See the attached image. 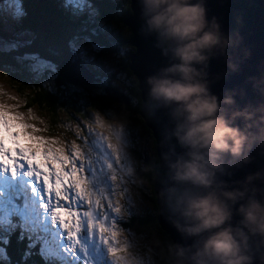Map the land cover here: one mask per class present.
Returning <instances> with one entry per match:
<instances>
[{"label":"clouds","instance_id":"9594fccd","mask_svg":"<svg viewBox=\"0 0 264 264\" xmlns=\"http://www.w3.org/2000/svg\"><path fill=\"white\" fill-rule=\"evenodd\" d=\"M136 3L141 34L154 39L164 60L143 81L147 102L152 117L161 111L168 117L157 138V148L163 149L157 162L139 168L161 185L154 195L158 215L190 241L164 245L168 264H264V166L234 178L254 162L253 153L264 156V68L242 85L222 94L213 91L215 83L240 73L252 55L242 47L243 19L237 17V26L226 29L219 16L209 15L208 0ZM213 60H222L225 70L214 74ZM97 114L104 127L92 126L109 138L113 151L128 150L117 134L130 124L127 109L110 119ZM120 175L133 177L137 187L147 183L135 158ZM135 198L139 202L138 192ZM118 200L123 207V196ZM137 208L143 211L139 203ZM161 244L154 233L152 245Z\"/></svg>","mask_w":264,"mask_h":264},{"label":"snow or ice","instance_id":"6c2138e0","mask_svg":"<svg viewBox=\"0 0 264 264\" xmlns=\"http://www.w3.org/2000/svg\"><path fill=\"white\" fill-rule=\"evenodd\" d=\"M63 8L81 20L67 39L68 56L54 43L38 42L42 33L27 25L26 0H0V74L44 92L74 121V126L61 123L74 137L69 140L46 134L51 131L49 125L31 108L25 114L19 105L0 103V227L12 229L23 221L43 264H63L57 252L71 264L79 255L85 232L108 248L115 264H133L134 260L168 264L155 249L145 261L126 235L136 206L135 182L120 173L133 166V158L138 163L135 151L109 149L92 126L104 127L97 113L109 119L111 115L91 103V97L106 95L124 78L118 62L104 55V45L96 40L104 29L95 0H63ZM65 60L74 65L79 62L74 79L67 78ZM89 108L98 111L93 116ZM117 134L133 148L135 137L130 128L118 129ZM93 140L100 151L91 146ZM103 175L111 182L110 189L102 185ZM118 192L123 193V207ZM156 222L166 223L163 218ZM53 241L59 243L58 248Z\"/></svg>","mask_w":264,"mask_h":264},{"label":"trees","instance_id":"16d2710c","mask_svg":"<svg viewBox=\"0 0 264 264\" xmlns=\"http://www.w3.org/2000/svg\"><path fill=\"white\" fill-rule=\"evenodd\" d=\"M118 3L115 4L114 0H95V6L99 10L98 20L102 21L103 28L114 32L112 27L119 30H126L128 36L124 37L123 35L116 36L114 34L105 35L103 32L96 37V40L101 45H104V55L111 56L118 60V64L122 69V74L125 77V80H119L122 83L123 87L120 89L121 94L125 95L124 99L129 101L128 104H119L130 114L131 124H134L136 127H142L148 134V136L154 141L155 154L154 162L155 164L158 160L156 155V142L153 138V133L149 128L145 126V123L140 116L141 109V98L140 91L138 89V82L129 69L130 54L135 53V49L128 45V41L131 39L132 35L130 34V29L124 24V18L132 14L130 0H123V3L120 7H117ZM26 7L29 10V19L27 25L30 26L33 30L39 31L42 33L39 43H54L58 48L61 49V54L68 56L67 50V39L74 33V31L80 26L81 20L77 23L74 22L72 17L64 10L63 0H26ZM109 37V39L107 38ZM70 62L65 60L64 63ZM13 89L17 94L22 98H28L29 101L26 104V110L29 108L37 109L44 114V117L47 118L50 132H56V129H62L61 123L66 120L72 121L69 119V114L66 111H60L59 106L53 105L46 97V94L37 88H33L28 84L21 83L15 79L9 78ZM91 103L99 105L101 108L108 109L109 111L115 106V102L108 97V95H95L91 97ZM75 111V110H73ZM88 111H98L97 108H89ZM104 114V113H103ZM80 116V113H77ZM86 119V116H81V119ZM66 123V122H65ZM152 164V165H153ZM139 174L141 177H144L147 180V186L151 190V197L147 200L152 204V210L149 216L146 218H139L130 220V226L136 229L139 233H147L151 231H158L162 238L163 253L166 252L164 245L172 241L169 236H167L162 229L160 228L158 222L154 223L158 219V206L154 200V183L152 182V174L141 172ZM9 248V247H7ZM10 254L11 252V248ZM18 251V248L15 249ZM34 257H36L34 264H43L39 255L35 253L33 249ZM14 256V255H13ZM13 264H21V262H15V258H12ZM167 259V256H166Z\"/></svg>","mask_w":264,"mask_h":264},{"label":"water","instance_id":"95a60500","mask_svg":"<svg viewBox=\"0 0 264 264\" xmlns=\"http://www.w3.org/2000/svg\"><path fill=\"white\" fill-rule=\"evenodd\" d=\"M132 14L124 18V24L130 29L132 34L128 45L136 51L131 55L129 69L137 78L138 89L142 105L140 116L142 117L147 128L153 133V138L156 141V153L159 158L160 151L157 148V138L163 133L165 126L168 124L167 115L161 111L155 117L151 116V106L147 102V86L143 83L145 77L154 73L163 63V57L160 51L154 46V39L141 34V25L143 23L140 15V8L136 0H130ZM209 15L215 14L221 18V21L226 29H232L237 26L236 18L242 17L243 24L240 26V31L244 37L242 47H247L251 50V57L245 61L242 66V71L232 75L230 78L222 79L213 85V91L222 94L224 89L234 88L237 85H242L249 76L260 75L261 68H264V0H208ZM63 67L67 69V78H75V69L80 65L72 63H64ZM225 70V65L222 60H213L211 62V71L221 73ZM249 98L254 99L255 93L249 86ZM118 97V98H115ZM110 99L128 104L129 101L119 96H112ZM256 157L254 162L244 169L236 172L234 178H241L249 171H255L258 167L264 166V156L253 153ZM161 179H163V169H161ZM105 181L102 178V185L105 187ZM160 184H154V191L160 187ZM158 206V205H157ZM159 218H165L158 216ZM157 219V221H158ZM159 224V223H158ZM162 231L171 238V240L180 241L184 244H189L190 241L180 236L176 230L166 221L164 224H159Z\"/></svg>","mask_w":264,"mask_h":264},{"label":"rangeland","instance_id":"374dc122","mask_svg":"<svg viewBox=\"0 0 264 264\" xmlns=\"http://www.w3.org/2000/svg\"><path fill=\"white\" fill-rule=\"evenodd\" d=\"M120 2L122 5L123 0H117ZM125 1V0H124ZM104 30L102 31L105 35L108 36V31L104 27ZM123 34L124 37L128 36V32L124 29L121 30L120 32ZM109 39V37H107ZM114 61L118 62L116 58H114L113 55L110 56ZM120 67V66H119ZM120 69H123V67ZM119 79V78H118ZM120 80V79H119ZM119 86L123 87L122 83L119 82ZM118 86V87H119ZM114 96H122L121 94H113ZM118 98V97H115ZM29 99L25 98L22 99L16 91L13 89V86L11 85V82L9 81V77L5 76L3 74H0V103H5L8 105H19V111L22 113H27L28 110H26V104L28 103ZM121 109H124L122 106H120L117 102L115 106L112 108L111 111H109V115H113L114 112H118ZM34 114L46 121V123L49 125L48 120L46 117H44V114L41 111H38L37 109H32ZM95 114L93 113V116ZM131 121V117H130ZM72 124V123H69ZM74 126V125H73ZM131 129L133 136L135 137L134 145L132 148L131 143L129 144L128 151L131 152L132 150L135 151V156L138 160V172L139 174L141 173V170L139 166L143 167L144 165H152L154 162V141L148 136L144 128L142 127H136L134 124L128 125L126 129ZM56 132H50L46 134L50 135H58L61 138H67L69 140L73 139V135L71 132L67 131L66 128L62 129H56ZM97 133L99 134V138H102V142L106 143L109 147V149H112V145L109 143V138L105 136V134L96 128ZM95 150L100 151V146L96 140L92 141L91 145ZM119 162V161H117ZM109 166L111 167V163H109ZM126 169V168H125ZM126 177V176H125ZM129 180H133V177H126ZM117 182L114 179V183ZM110 187H111V182L109 181ZM7 187V182H5V188ZM134 192H138L141 196L139 202L135 201V208L133 210L134 214L131 217V219H139V218H146L147 216L150 215L151 210H152V204L147 200V198L151 197L152 193L151 190L148 188L147 184L145 183L143 186L137 187L135 184V189ZM116 195L118 196H123V193H117ZM115 198V197H114ZM3 198H0L2 200ZM140 204L143 207V211H138L137 204ZM130 219V220H131ZM132 219V220H133ZM130 225V222L128 224V227ZM133 231H129L126 233V235L130 238L132 244L134 245V251L137 253H142L143 257L147 259L148 257L154 255L150 249H155L156 252L155 254L162 255L166 258V252L163 253L162 251V246L163 242L160 247H155L152 245V239H153V234L158 233L160 240L162 241V238L160 236V233L158 231H151L150 233H144V234H138L134 228ZM135 233V234H134ZM136 235V236H135ZM82 247L79 250V255L73 257L75 260L80 259L83 264H115L113 259L110 257L108 248L101 242H99L96 239H90L88 237L87 232L82 236ZM68 259L66 256H63V260ZM72 264V263H71Z\"/></svg>","mask_w":264,"mask_h":264},{"label":"bare ground","instance_id":"6f19581e","mask_svg":"<svg viewBox=\"0 0 264 264\" xmlns=\"http://www.w3.org/2000/svg\"><path fill=\"white\" fill-rule=\"evenodd\" d=\"M108 185L110 186V184L108 183ZM99 187H100V185H97V188L99 189ZM23 227L25 226L24 225V223L22 222V224H21ZM19 235V234H18ZM24 235L25 236H27V233H24ZM24 237H22V239H23ZM24 243H26L25 241H24ZM27 244V243H26ZM58 245H59V243H58ZM59 247V246H58ZM58 247H54V248H58ZM4 248H7L6 246H4ZM28 249H30V248H28ZM47 251V250H46ZM45 251V252H46ZM47 255H48V252H47ZM69 261V260H68ZM83 262V261H82ZM71 263L72 264H83V263H81L80 261H78V260H75L74 258H72V260H71Z\"/></svg>","mask_w":264,"mask_h":264}]
</instances>
